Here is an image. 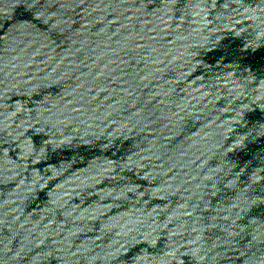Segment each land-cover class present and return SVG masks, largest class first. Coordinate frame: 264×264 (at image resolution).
Returning <instances> with one entry per match:
<instances>
[{
	"label": "water",
	"instance_id": "1",
	"mask_svg": "<svg viewBox=\"0 0 264 264\" xmlns=\"http://www.w3.org/2000/svg\"><path fill=\"white\" fill-rule=\"evenodd\" d=\"M0 73L264 227V0H0Z\"/></svg>",
	"mask_w": 264,
	"mask_h": 264
}]
</instances>
